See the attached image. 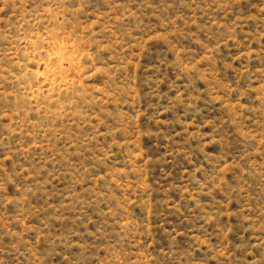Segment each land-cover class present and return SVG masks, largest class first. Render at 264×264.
Returning a JSON list of instances; mask_svg holds the SVG:
<instances>
[{"label": "rangeland", "instance_id": "rangeland-1", "mask_svg": "<svg viewBox=\"0 0 264 264\" xmlns=\"http://www.w3.org/2000/svg\"><path fill=\"white\" fill-rule=\"evenodd\" d=\"M0 264H264V0H0Z\"/></svg>", "mask_w": 264, "mask_h": 264}, {"label": "bare ground", "instance_id": "bare-ground-1", "mask_svg": "<svg viewBox=\"0 0 264 264\" xmlns=\"http://www.w3.org/2000/svg\"><path fill=\"white\" fill-rule=\"evenodd\" d=\"M79 62V61H78Z\"/></svg>", "mask_w": 264, "mask_h": 264}]
</instances>
